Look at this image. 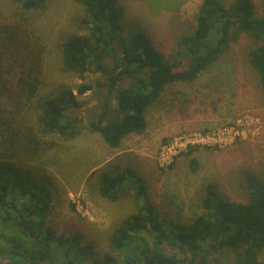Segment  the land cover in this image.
Listing matches in <instances>:
<instances>
[{
	"label": "trees",
	"instance_id": "16d2710c",
	"mask_svg": "<svg viewBox=\"0 0 264 264\" xmlns=\"http://www.w3.org/2000/svg\"><path fill=\"white\" fill-rule=\"evenodd\" d=\"M46 1L14 0L22 9L19 18L0 13V264H80L93 254L92 248H79L69 239H57L51 246L49 194L21 166L23 158L44 147L43 138L73 140L90 129L109 148H120L127 137L146 132L147 110L169 86L197 80L243 35L260 44L250 61L264 91V0L262 16L252 0H235L229 7L205 0L194 31L180 39L182 60L123 27L113 0H77L84 10L80 30L86 34L63 43V68L86 80L94 67L103 79L79 86L76 94L63 90L38 100L45 51L28 14ZM94 90L101 95L94 110L99 123L90 114L87 127L79 116L83 103L78 98ZM33 110L36 121L29 125ZM243 178L247 203L229 202L209 185L204 212L190 223H175L149 203L145 182L134 169L112 167L98 181L100 195L117 203L133 194L143 207L113 232L111 251L123 255L125 264H208L223 254L231 255L235 264H264V180L252 172ZM144 233L150 235L152 250ZM165 245L176 247L184 258L167 256ZM94 264L118 262L107 254Z\"/></svg>",
	"mask_w": 264,
	"mask_h": 264
},
{
	"label": "rangeland",
	"instance_id": "374dc122",
	"mask_svg": "<svg viewBox=\"0 0 264 264\" xmlns=\"http://www.w3.org/2000/svg\"><path fill=\"white\" fill-rule=\"evenodd\" d=\"M121 10V24L148 37L165 54L178 58L184 51L183 35L194 31L199 9L205 0H113ZM227 7L235 0H220ZM258 16L263 0H252ZM22 9L14 0H0V13L19 18ZM44 46L42 80L37 99H48L63 90L75 94L79 86L102 80L92 70L86 80L63 68L62 45L70 37L85 35L80 30L84 10L77 0H47L28 14ZM259 42L243 35L221 59L191 83H176L163 93L160 102L146 113L143 135H131L120 148L111 149L98 134L84 129L73 140L58 136L43 138V148L35 156L23 158L21 166L49 194L47 226L57 239L73 240L79 248H92L91 257L80 264H94L105 255H114L118 264L124 256L110 249V237L143 202L130 194L120 202L104 199L98 181L114 166L134 169L144 180L149 203L167 220L190 223L204 210L206 188L216 186L232 203H247L244 188L246 172L264 180V91L251 65L250 56ZM122 52V51H121ZM181 55V54H180ZM182 59L184 56L181 55ZM107 65L112 64L109 60ZM106 89H102V94ZM84 124L89 115L99 123L95 112L101 102L98 91L79 97ZM36 121V111L28 118ZM221 137L226 145L213 140L194 145V138ZM48 146H47V145ZM142 237L153 249L147 233ZM167 256L184 258L176 247L165 245ZM264 262V256L261 258ZM7 263V260L3 264ZM208 264H235L231 255L212 257Z\"/></svg>",
	"mask_w": 264,
	"mask_h": 264
},
{
	"label": "built area",
	"instance_id": "2783aa9c",
	"mask_svg": "<svg viewBox=\"0 0 264 264\" xmlns=\"http://www.w3.org/2000/svg\"><path fill=\"white\" fill-rule=\"evenodd\" d=\"M224 136H226V133L225 132H221L218 136H217V138H209V137H206V138H204V137H202L201 138V136H197V137H195L194 138V142H191L192 144H194V145H199V144H205L206 142H205V139H207V141H211V140H213V144H215V145H219V146H222V145H226L227 144V140L226 141H223L222 139H221V137H224Z\"/></svg>",
	"mask_w": 264,
	"mask_h": 264
}]
</instances>
